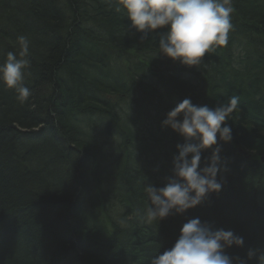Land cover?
<instances>
[{
	"label": "trees",
	"instance_id": "16d2710c",
	"mask_svg": "<svg viewBox=\"0 0 264 264\" xmlns=\"http://www.w3.org/2000/svg\"><path fill=\"white\" fill-rule=\"evenodd\" d=\"M117 3L0 0V65L28 36L32 93L22 103L0 80V264H149L196 217L244 238L229 255L264 264V0H232L227 46L193 67L159 54L163 29L140 40ZM232 96L222 190L142 222L144 185L164 186L183 143L167 112Z\"/></svg>",
	"mask_w": 264,
	"mask_h": 264
},
{
	"label": "clouds",
	"instance_id": "9594fccd",
	"mask_svg": "<svg viewBox=\"0 0 264 264\" xmlns=\"http://www.w3.org/2000/svg\"><path fill=\"white\" fill-rule=\"evenodd\" d=\"M232 0H118L116 12L130 21L128 29L159 34V54L174 62L193 67L201 66L206 54L227 46L233 29ZM19 54L8 52L0 65V80L8 89L18 93L23 103L31 96L24 86V70L30 65L28 36L17 38ZM239 97L232 96L214 108L193 104L185 98L167 112L162 128H170L183 138L176 145L172 158V174L162 187L145 184L149 204L140 217L142 222L159 223L171 214L183 215L201 205L211 193L222 190L218 174L227 171L221 159L219 141L230 143L232 129L226 123L238 110ZM211 149V156L201 166L202 152ZM244 238L232 230L214 228L199 217L188 219L180 228L178 238L170 249L155 254L149 264H248L256 255L250 249L247 259L228 254L233 246L242 247Z\"/></svg>",
	"mask_w": 264,
	"mask_h": 264
}]
</instances>
